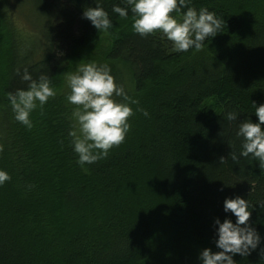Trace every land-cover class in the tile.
Masks as SVG:
<instances>
[{
  "label": "trees",
  "instance_id": "trees-1",
  "mask_svg": "<svg viewBox=\"0 0 264 264\" xmlns=\"http://www.w3.org/2000/svg\"><path fill=\"white\" fill-rule=\"evenodd\" d=\"M26 1L43 21L37 49L0 0V169L11 177L0 186V264H199L202 249L218 250L214 220L230 216L223 201L235 196L264 238V165L239 156L235 135L237 122L258 121L252 102L264 104V0H192L223 23L200 50L181 53L159 32L135 34L130 12L112 13L123 0H101L107 33L82 16L94 0ZM93 62L138 104L124 142L81 167L69 87L31 113V129L14 119L7 94L27 88L25 68L59 90L66 72ZM234 260L264 264V239Z\"/></svg>",
  "mask_w": 264,
  "mask_h": 264
},
{
  "label": "clouds",
  "instance_id": "clouds-1",
  "mask_svg": "<svg viewBox=\"0 0 264 264\" xmlns=\"http://www.w3.org/2000/svg\"><path fill=\"white\" fill-rule=\"evenodd\" d=\"M95 7H86L82 16L100 32L107 33L113 27L110 14L101 0H94ZM125 7L113 5L112 13L127 19L131 13V27L135 34L146 37L159 32L162 38L171 43L173 52L200 50L209 37H216L221 29L222 19L205 7L196 9L192 0H123ZM175 13L176 15H173ZM22 81L27 88L17 89L7 94L14 119L31 129V113L43 108L49 98L56 95L46 75L33 79L25 68ZM70 93L66 96L69 104L76 106L72 111L71 146L77 154L76 163L81 167L93 164L108 156L114 146L122 144L131 129L129 118L134 114L131 104H138L127 95L124 88L115 82L107 64H80L74 73L67 75ZM115 97H123L121 102ZM251 119L238 121V113L228 112L226 119L236 123L235 135L241 141L240 157H253L264 165V104L257 105ZM145 116L148 112L143 109ZM232 159H237L232 153ZM224 158L221 157V160ZM11 179L9 173L0 169V186ZM223 211L230 214L223 221L214 220V243L217 251L204 248L198 254L199 264H236L234 256L250 254L261 244L262 238L250 222L252 212L248 201L235 196L225 198ZM235 217V221L231 219Z\"/></svg>",
  "mask_w": 264,
  "mask_h": 264
},
{
  "label": "rangeland",
  "instance_id": "rangeland-1",
  "mask_svg": "<svg viewBox=\"0 0 264 264\" xmlns=\"http://www.w3.org/2000/svg\"><path fill=\"white\" fill-rule=\"evenodd\" d=\"M10 13L13 16L14 23L17 25L19 29H21L23 34H25L27 38V45H33L31 49H37L38 46L42 42L41 38V30L43 26L42 19L35 13V11L31 8V6L27 3L26 0H9L8 2ZM26 42V41H25ZM101 43V42H100ZM95 44L94 46H90L86 48L84 51V55L86 57H94L99 50V47H103V43ZM100 48V49H101ZM71 68L68 72L63 75V84L59 90H55L56 94L62 93V90L68 87L67 85V75L70 73H74L78 66ZM0 126H1V113H0Z\"/></svg>",
  "mask_w": 264,
  "mask_h": 264
}]
</instances>
